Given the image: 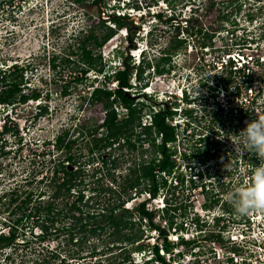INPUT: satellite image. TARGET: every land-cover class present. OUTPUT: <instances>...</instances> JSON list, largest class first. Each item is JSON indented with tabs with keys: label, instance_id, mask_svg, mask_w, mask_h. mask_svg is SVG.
<instances>
[{
	"label": "rangeland",
	"instance_id": "1",
	"mask_svg": "<svg viewBox=\"0 0 264 264\" xmlns=\"http://www.w3.org/2000/svg\"><path fill=\"white\" fill-rule=\"evenodd\" d=\"M123 1L101 0L97 4L95 0H86L79 4L75 0H0V57L13 64L22 63L23 93L36 92L41 96L38 101L0 106V197L6 195L0 200V234L9 236L13 225L17 234L11 247L0 249V264H119L127 255L131 256L132 264H145L153 257V248L162 244L159 232L152 230L145 220L141 223L138 216L133 217L136 222L133 233L142 234L143 239L125 252L106 250L113 239L108 230L94 237L81 235L83 243L81 240L77 243L80 235L71 240L68 233L73 221L69 218L71 200L63 192L59 198H53L57 189L54 171L68 155L76 162L69 166L71 172L78 174L75 191L85 190L86 199L101 195L92 203H103L109 198L111 204L127 200L130 192L125 186L128 177H132L131 168L137 169L136 165L150 157L147 143L137 144L135 149L127 146L119 150L114 146L101 151L109 159L106 165L99 158L98 149L94 155L90 154V149L106 133L102 128L106 114L91 103L94 89H116L115 83L106 77L122 68L125 59L130 57L137 67L138 60L129 51L130 30L137 32L134 40L137 48L149 43L141 66L142 80L135 76L136 71L132 76L131 97L149 105L154 112L159 105L178 104L173 106L178 113L171 122L179 124L176 157L180 168L176 176L169 178L168 186L160 191L156 201L150 200L148 194L136 195L134 191L133 200L125 202V208L133 209L147 202V208L156 211L154 222L162 227L166 226V218L161 200L165 198L166 206L169 200L171 207L179 209L175 214L171 211L169 217L174 218L180 229L168 233V240L178 246L173 253L160 249V255L170 264H232L231 258L235 264H264V254L259 248L262 227L257 218L264 208L239 215L233 203L238 187L252 185L255 169L249 163L258 159L254 154L245 159L235 157L236 137L232 136L250 121L264 119V0H132L131 7L138 5L140 8L136 9L142 10L144 17L140 19L134 15L142 14L134 13L131 17L135 20L129 29H119L127 30L128 37L118 30L102 48L94 49V44H90L95 57L102 55L104 73L93 68L83 76L81 71L87 70L81 65L80 47L84 39L94 30L101 38L108 31L100 28L103 21L114 27L109 15L127 14L116 10ZM158 14L174 16L187 29L182 31L177 22L169 24L166 18L159 20ZM188 19L192 20L189 24ZM144 29L152 31L147 41ZM181 39L186 42L180 48ZM203 45L213 47L202 48ZM165 52L172 56L162 63ZM242 52L253 59L251 65L260 59V64L251 68L249 79L232 69L233 56ZM67 58L70 63L65 62ZM159 63L162 74L157 72ZM232 72L235 74L228 84L226 79ZM18 75L10 79L13 81ZM251 79L253 83L247 84ZM145 84L152 89L153 96L143 89ZM6 89L0 86V94ZM246 100L253 101L246 110V122L241 123L235 110L243 108ZM44 106L46 110L40 109ZM146 110L143 126L151 122V114ZM185 110H189L187 114ZM118 112L124 118L125 107H119ZM215 118L219 123L213 122ZM5 121L9 132L2 135ZM142 132L137 128L134 133L139 136ZM66 133H69L66 143L71 141V148L58 150L54 144ZM184 155L190 162L183 160ZM113 174L118 178L116 183ZM179 174L186 177L182 186L176 182ZM29 196L31 203L23 206ZM39 204L43 208L53 204L57 209L54 213L62 211L54 224L45 212L37 221L34 214ZM225 212L228 219L218 225L214 216ZM46 222L47 234L41 227ZM224 226L221 238L215 237ZM241 234L247 237L245 241H241ZM182 237L190 241L198 239L199 246L183 245ZM236 237L240 240L234 243Z\"/></svg>",
	"mask_w": 264,
	"mask_h": 264
},
{
	"label": "trees",
	"instance_id": "2",
	"mask_svg": "<svg viewBox=\"0 0 264 264\" xmlns=\"http://www.w3.org/2000/svg\"><path fill=\"white\" fill-rule=\"evenodd\" d=\"M85 1L86 0H75V2L79 4L84 3ZM95 2H97L98 4L101 3V0H95ZM133 8L136 9L140 7L138 5H134ZM109 16L111 19L110 22L114 24V27L107 25L106 21H103L100 25V28H107L108 31L103 34L101 38L96 35L95 30L92 31L91 34L84 39L83 44L80 47V50L82 51L81 65L87 69H83L81 71V74L83 76H86L90 71H93V68L99 71V73H104L105 67L104 65L102 66V55L100 54L98 57H95L94 49L102 48L108 41H110L116 35L119 29L123 27L129 29V27L131 26V24H133L135 20V18L129 16L122 17L117 16L115 14ZM157 17L161 21L166 18V22L169 24H174V22L178 21V19L176 21V18L174 16L168 17V19L166 15L158 14ZM191 21L192 20L188 19L187 24H189ZM175 24H178L177 26L181 27L182 31L184 32V29H187L184 26L179 25L178 22ZM139 28L140 27H138V30ZM130 33L131 35L129 37V48H137L136 43H134L137 32H133L132 30H130ZM187 33L188 36H190L189 30L187 31ZM211 38L212 37H210V39ZM185 42L186 40L181 39L178 42V47H183ZM90 44H94V49L90 48ZM210 47H213V45H203L202 48ZM249 48L251 49V47ZM249 48L248 50H250ZM242 53L245 54L244 52ZM74 54L75 53H73V55ZM171 56L172 55L170 52H165L164 55H162L161 57V62L167 63L168 61H170ZM70 60V58H67L65 62L70 63ZM254 62L255 64L251 65L252 62L250 60L248 61V63L246 64V71H244L245 73L243 71L235 73H239L240 76L243 75L244 78L249 79L251 77V68H253V66L255 65H259L260 59H256ZM160 64L161 63L157 64V72L159 74H162L163 70L160 69ZM232 64H235L234 61ZM150 66L151 64H148L149 68ZM24 70L25 69L21 67H14L10 71L5 72L0 86L5 87L7 89L1 91L0 105H7L8 107L15 106L16 104H25L29 100L38 101L41 98L40 93L34 92V94L32 95H26L25 93H23L22 85L24 79ZM135 71V76H139L140 80H142V67H136L135 65H132V63L130 62V57L125 59L123 69H118V71H116L110 77H106L107 81L115 83L116 89L108 90L106 87L100 89L96 88L94 89V92L91 96V103L95 104L100 112L106 114L105 122L102 125V128L106 129V133L104 134V137L101 138V140L95 145V147L90 149V154L94 155L96 149H98L100 153L101 151H104L109 148L111 149L114 146H117L119 150L124 149L127 146L135 149L137 144H141V146H143L145 143H147L150 146L149 159L143 160L141 164L136 165L138 166L137 169L131 168L132 177H128L126 181L127 185L125 186V188L130 192L127 197V200L122 201L121 199H119L117 200L118 203L111 204V201L108 198L105 199L103 203H98V201L92 203L101 195H94L86 199L84 193L85 190L81 189L79 192H76L75 188L78 186V174L75 172H71L69 168L70 164L76 163L75 158L72 155H68L65 161H63L60 166H57L54 171L53 179L57 184V189L53 198L54 200L56 198H59L60 194L63 192L65 195L68 196V201L71 200L70 202H72L71 207H69V218L73 221H71V227H69L68 229V233L71 234V240H74V238L77 236L76 234H78V236L80 235V237L79 239H76V241L77 243H81L84 239L83 236H99V232L102 233L103 231L108 230L111 232L110 236L113 239L108 244V246H106V250H119L121 252H125L128 250L129 246L137 245L143 239L142 234L139 235L133 233V230L136 226V222L133 220V217L138 216L141 223L144 220L148 222L150 228L152 230H155L156 232H159L160 238L162 239V244L159 243L153 248L155 261L161 264H170L166 261L165 257L160 255V249L167 253H173L174 248L178 246L168 240V233L172 229H175L176 232L178 231V229H180L179 225L175 222L174 218L169 217V213L171 211H173V214H175L179 209L177 207H171V205L169 204V200L167 201L166 208L162 210V214L166 218V226L162 227L161 225L159 226L154 222L156 219V211L149 210L147 208V202H143L135 206L133 209L125 208V202L130 203L133 200L131 194H133L134 191L136 195H139L143 192L145 194H148L150 199H157L160 194V191L168 186L169 178H173L174 175H177V171L180 167L178 166V158L176 157V146L178 145L180 139V131L179 127L177 125L172 124L171 120H173V118H175L178 113V110L175 107L173 108V106H177L178 104L176 102L172 103V105H170L169 103H165L163 105H159V110L154 112L151 108H148L149 105H146L144 102H136L135 98L131 97V90L133 88L131 84V79ZM247 71H249V73ZM233 72L231 73V76L226 79V81H228V84H230L233 80V75L235 74ZM15 74H19V77H16L12 81L10 79V76H13ZM18 78L20 79V81L18 80ZM76 80L81 81L79 77H77ZM252 83L253 79L247 81V84ZM146 85L147 84H145V86ZM67 91L68 89L65 90L63 94L67 95ZM143 96L148 98V95ZM119 107H125L126 109V115L124 116V118L120 117V113L118 112ZM150 107L152 106L150 105ZM40 109L46 110L47 107H41ZM146 109H148L149 113L151 114V122L143 126L142 118L143 113L147 111ZM188 111L189 110H185V114H187ZM239 120L241 123L243 122L242 118H240ZM213 122L219 123V121H217V118H215ZM137 128H141L143 130V132L139 136H135L134 133ZM5 131L9 132L8 128H6ZM94 132L97 131L95 130ZM89 134L92 135L91 133ZM68 135L69 133H66L64 134V136L57 138V141L54 145L58 150H62L63 148L69 150L71 148V141L69 143H66ZM200 141H202V138L200 139ZM104 156L105 153H100L99 158L101 159L103 164L106 165L109 159L104 158ZM182 158L183 160L189 161L187 155L182 156ZM257 161L259 160L253 162L251 159V162L249 164H252L251 167L255 169V166H257L255 165ZM112 163H116V160H114ZM117 179L118 178L115 177V174H113L112 180L116 183ZM60 180H62L61 183ZM185 180L186 177L179 174L176 182L178 181L182 186L185 184ZM82 182L83 181H81V183ZM191 183H194L193 179H191ZM72 191L76 194H73ZM72 195H75L76 197L72 199ZM5 196L6 195L0 197V200L3 199ZM30 201L31 196L28 197V200L23 202V206H27L29 203H31ZM41 205L42 204H39V206L36 207V213L34 214L35 218H37V221L41 220V213L45 212L47 215V219L53 220L52 222L54 224L56 217L61 215L62 211L54 213L57 209L54 207L53 204H49L47 208H43ZM69 205L70 204H67V206ZM65 218H67V216ZM227 219L228 217H221L217 219V224L220 225L221 222H225ZM47 223L48 222L44 223V225H41L42 230L45 234L48 233V225H46ZM225 229L226 226L222 227V230L214 236L220 239L222 231H224ZM10 230L11 233H9V236L0 234L1 250L11 247L12 244H14L17 240L16 226H10ZM182 244L188 247L191 245H195L197 247L199 246V243H197V241L182 240ZM93 253L95 254L96 252L93 251ZM62 261L65 263L66 259H63ZM230 261L232 262V264H235L233 263L232 258L230 259ZM128 263L132 264V259L130 255H127L119 264Z\"/></svg>",
	"mask_w": 264,
	"mask_h": 264
},
{
	"label": "clouds",
	"instance_id": "3",
	"mask_svg": "<svg viewBox=\"0 0 264 264\" xmlns=\"http://www.w3.org/2000/svg\"><path fill=\"white\" fill-rule=\"evenodd\" d=\"M122 4L123 5L118 6V8H116V10L127 12V14L118 13L119 16L131 17L134 13H139L142 15L137 14L134 16L139 17L140 19H142L144 17L145 14L142 10H137V9L131 7L132 0H124L122 2ZM166 14H167V12H166ZM171 15H173V14H171ZM171 17H173V16H171ZM119 32L126 37L129 36V34H127V30L126 31L119 30ZM150 33H152V31L148 32L144 29V34H145L144 36L146 38L145 41H147L148 37H150ZM252 41L255 44L258 43L255 40H252ZM148 48H149V43H147L146 46L141 44L140 46H138V48H129V51L131 52L133 58L138 60L137 67H141L142 61H144V59L146 60V54L149 50ZM134 53H136V54H134ZM142 57H143V60H141ZM14 67L24 68L22 63H18L15 61V63L13 64L12 61L2 59L0 57V83H1V81L5 75V72L10 71ZM123 68H124V66H122V68H120V69H123ZM143 89H145V91L147 92L148 95H150V97L154 95V93L152 92V89L148 88L147 85ZM173 96H175V95H173ZM40 106H42V105H40ZM177 126H179V125L177 124ZM232 136L236 137L235 142L232 141L234 144V150L236 153L235 157H243L245 153H248V154H254L257 157V159L260 161L259 165L255 166V171L252 174V181H253L252 185L250 187H245V186L241 185L240 187L237 188V190L233 196V203L235 206L236 213L239 215H247L249 213V211L254 209V208H264V119L257 118L253 121H250L247 124L245 129L241 130L239 132V134L232 135ZM19 149H21V148H19ZM150 200L156 201L157 199H150ZM161 201H163V210H164L166 208V204L164 203L165 200L163 199ZM227 214L228 213L225 212V213H221L219 215H216V216H214V220L217 221V219H219L221 217H228ZM181 240L190 241V239H188L187 237H186V239L184 237H182ZM194 241L198 242L199 240L195 239ZM178 243H180V242H178ZM154 256L155 255H153L152 258H148L147 263L154 264V262H155Z\"/></svg>",
	"mask_w": 264,
	"mask_h": 264
},
{
	"label": "built area",
	"instance_id": "4",
	"mask_svg": "<svg viewBox=\"0 0 264 264\" xmlns=\"http://www.w3.org/2000/svg\"><path fill=\"white\" fill-rule=\"evenodd\" d=\"M243 44H239L237 46H242ZM234 57V66H233V70L235 72H240V71H246V64L248 63V61L250 60L251 62L253 61V59L250 58V56L248 54H243V53H238L236 54ZM249 73V71H247ZM245 73V72H244ZM253 93V90H251V95ZM253 101V100H252ZM252 101L250 100H246L244 103V107L241 108L239 107V109L235 110L236 115H238L237 117L240 119L242 118L243 122L245 123L247 118L245 117L246 115V110L249 107V104H252ZM248 103V104H247ZM1 106V105H0ZM240 121V120H239ZM177 125V124H176ZM179 125V124H178ZM248 153H245L244 156L242 157V159L247 158ZM251 166V164H249ZM264 213H262L261 211L258 212V216L257 218L259 219L258 224L260 225V228L262 227V229H260L259 234L262 236L261 237V242H259V248H262V252L264 254ZM237 238V237H236ZM246 236L244 234H241V241H245L246 240ZM240 239H233L234 243H237V241H239ZM237 261V259H236Z\"/></svg>",
	"mask_w": 264,
	"mask_h": 264
},
{
	"label": "flooded vegetation",
	"instance_id": "5",
	"mask_svg": "<svg viewBox=\"0 0 264 264\" xmlns=\"http://www.w3.org/2000/svg\"><path fill=\"white\" fill-rule=\"evenodd\" d=\"M4 124H5V129H4L3 133H2V135H6V134L8 133L7 131H5L6 128L8 127V126H7V121H5Z\"/></svg>",
	"mask_w": 264,
	"mask_h": 264
}]
</instances>
